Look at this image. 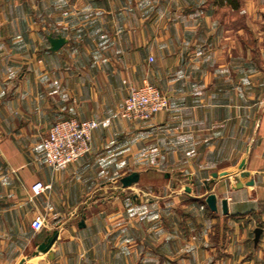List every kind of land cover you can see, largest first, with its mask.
Here are the masks:
<instances>
[{
  "label": "crops",
  "instance_id": "obj_1",
  "mask_svg": "<svg viewBox=\"0 0 264 264\" xmlns=\"http://www.w3.org/2000/svg\"><path fill=\"white\" fill-rule=\"evenodd\" d=\"M144 80L169 105L127 120ZM263 99L264 0H0V264H264ZM71 116L99 122L91 149L53 170Z\"/></svg>",
  "mask_w": 264,
  "mask_h": 264
},
{
  "label": "built area",
  "instance_id": "obj_2",
  "mask_svg": "<svg viewBox=\"0 0 264 264\" xmlns=\"http://www.w3.org/2000/svg\"><path fill=\"white\" fill-rule=\"evenodd\" d=\"M262 103L264 105V99ZM168 105V96L157 86L144 80L139 85H129L119 114L130 121H144L166 109ZM98 124L93 118L78 119L73 116L57 120L42 138L41 160L53 170L62 169L77 160L90 151L92 132ZM48 187L49 185L36 180L31 184L30 190L38 195ZM30 224L36 230L42 228L43 216L35 215Z\"/></svg>",
  "mask_w": 264,
  "mask_h": 264
},
{
  "label": "water",
  "instance_id": "obj_3",
  "mask_svg": "<svg viewBox=\"0 0 264 264\" xmlns=\"http://www.w3.org/2000/svg\"><path fill=\"white\" fill-rule=\"evenodd\" d=\"M46 38H47L48 42L50 43V49L51 50H57L61 45H63L66 42V38L63 37L62 35L53 36L51 33H49V34H47ZM245 175H248L247 171H243L241 173V176H245ZM137 179H138V173H136L135 171H132V172L122 176L120 178V182L123 186H127V185H130L131 183L137 181ZM252 183H253V180L250 179L248 181V184H252ZM237 185H240V182L237 183ZM205 202H206L207 206L209 207V209H211L213 211L217 209L216 195L213 192H210L206 195ZM226 204H227L226 198L221 199V209H222L223 213H227V205ZM81 223H83V221H81ZM261 231H262V228L259 226H256L253 229V233H254L253 242L255 245L258 242ZM57 235H58L57 231L56 230L53 231L51 236L48 237V239H46L43 242H40L37 245L35 253L37 254L39 252H46L47 250H50L53 243L55 242V240L57 238Z\"/></svg>",
  "mask_w": 264,
  "mask_h": 264
}]
</instances>
